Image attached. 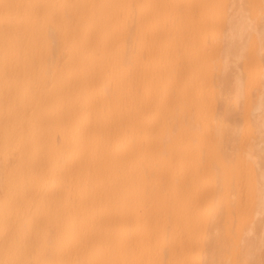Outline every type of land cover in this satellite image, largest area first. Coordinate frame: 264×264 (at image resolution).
I'll return each mask as SVG.
<instances>
[{
    "label": "bare ground",
    "instance_id": "6f19581e",
    "mask_svg": "<svg viewBox=\"0 0 264 264\" xmlns=\"http://www.w3.org/2000/svg\"><path fill=\"white\" fill-rule=\"evenodd\" d=\"M0 264H264V0H0Z\"/></svg>",
    "mask_w": 264,
    "mask_h": 264
}]
</instances>
